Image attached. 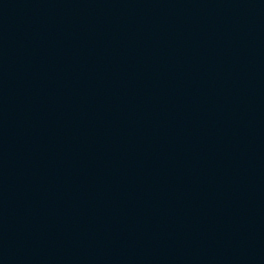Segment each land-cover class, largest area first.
<instances>
[{
  "label": "water",
  "instance_id": "obj_1",
  "mask_svg": "<svg viewBox=\"0 0 264 264\" xmlns=\"http://www.w3.org/2000/svg\"><path fill=\"white\" fill-rule=\"evenodd\" d=\"M0 264H264V0H0Z\"/></svg>",
  "mask_w": 264,
  "mask_h": 264
}]
</instances>
